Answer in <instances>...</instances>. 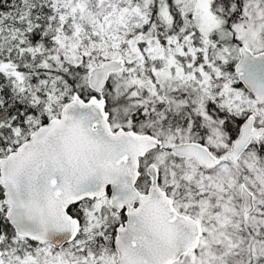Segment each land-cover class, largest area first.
Instances as JSON below:
<instances>
[{"label": "snow or ice", "instance_id": "snow-or-ice-1", "mask_svg": "<svg viewBox=\"0 0 264 264\" xmlns=\"http://www.w3.org/2000/svg\"><path fill=\"white\" fill-rule=\"evenodd\" d=\"M0 264H264V0H0Z\"/></svg>", "mask_w": 264, "mask_h": 264}]
</instances>
